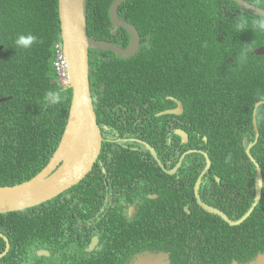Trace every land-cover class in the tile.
I'll return each mask as SVG.
<instances>
[{"label":"trees","instance_id":"1","mask_svg":"<svg viewBox=\"0 0 264 264\" xmlns=\"http://www.w3.org/2000/svg\"><path fill=\"white\" fill-rule=\"evenodd\" d=\"M113 1L88 0L89 34L125 47L129 43L128 33L117 28L126 35L125 45L124 36L117 39L113 33L116 27L109 14ZM247 1L264 7V0ZM119 12L139 30L142 42L149 41L130 59L144 63L142 74L160 75L161 86L167 85L177 95L187 87L182 99L187 116L191 113L197 121L190 135L192 144L183 146L184 150H204L214 170L256 172V164L246 150L255 140L254 106L264 99V55L252 53L264 45V32L253 28L255 21L264 18L233 0H127ZM241 20L245 26L237 29ZM22 33L35 35L37 42L27 49L16 48L15 38ZM61 40L58 0H0V46H3L0 98L11 97L0 103V186L19 184L37 175L49 163L62 139L73 91L54 81L55 45ZM229 58L232 60L228 61ZM94 59L91 58V63L96 76L92 81L99 94L96 110L99 119L106 121L108 110L112 111L115 103L110 100L113 94L120 99L121 86L132 88L123 82L127 76L121 70L122 64L111 69L112 65L99 64L98 60L96 65L100 67L94 68ZM130 78L137 86L132 90H153L132 75ZM104 79L108 83L106 92L105 88L101 91ZM48 91L59 93L57 103L44 100ZM258 126L260 137L251 154L264 171V106L259 109ZM204 136L208 137L207 142ZM107 156L108 150L104 149L102 158ZM188 159L200 163L204 157L196 152L188 155ZM204 164L203 160L199 168ZM95 178L90 173L68 191L69 198L65 193L49 201L46 212L38 206L0 214V232L11 243L10 252L0 264H29L35 251L42 247L40 234L48 232L41 228L40 210L53 216V202L71 201L77 205L87 182L96 187ZM250 220L251 224L240 227L241 237L246 241L251 233H258L263 227L264 190ZM233 229L226 224L222 232L227 236ZM5 248L6 242L0 238V253Z\"/></svg>","mask_w":264,"mask_h":264},{"label":"flooded vegetation","instance_id":"2","mask_svg":"<svg viewBox=\"0 0 264 264\" xmlns=\"http://www.w3.org/2000/svg\"><path fill=\"white\" fill-rule=\"evenodd\" d=\"M119 17L125 20L121 12ZM114 33L117 39L124 36L116 29ZM123 39L125 45L126 35ZM103 60L111 69L122 64L127 76L123 82L132 89L137 87L130 78L135 75L153 90L120 87V99L112 103L106 121L98 119L104 141L91 172L96 187L90 182L84 186V191L92 192L91 201L86 205L53 202V216L42 213L48 202L41 205V228L48 232L40 234L42 247L29 264H140L144 256L148 264L151 256L163 258L156 264H166L164 257L177 252L183 255L180 264H264V223L248 241L241 237L240 227L251 224L250 218L231 224L256 199L257 171L214 170L204 150H184L183 146L192 144L190 135L197 119L191 113L187 116V106L180 107L176 95L166 88L158 90L160 75H144L143 62L129 63L114 54ZM104 149L108 150L106 158H102ZM196 152L204 157L200 163L188 159ZM208 159L211 166L206 170ZM197 194L229 220L204 209ZM226 224L235 228L227 236L222 232Z\"/></svg>","mask_w":264,"mask_h":264},{"label":"water","instance_id":"3","mask_svg":"<svg viewBox=\"0 0 264 264\" xmlns=\"http://www.w3.org/2000/svg\"><path fill=\"white\" fill-rule=\"evenodd\" d=\"M125 1L127 0H114L109 10L112 23L129 33V45L122 48L114 42L96 39L89 34L88 0H59L64 55L69 70V85L73 89L69 118L59 147L50 163L40 173L19 184L0 186V214L22 211L51 200L79 183L93 169L102 152L104 138L98 123L95 98L91 90L90 50L110 51L123 59L130 58L140 51L142 40L138 29L119 17V8ZM233 1L251 13L264 18L263 8L246 0ZM254 53L264 54V47L255 50ZM8 99L0 98V103ZM179 106L183 107L181 102ZM183 136L185 139L188 138ZM250 148L251 145L248 152ZM147 149L156 156L153 148L147 145ZM204 154L208 155L206 152ZM256 165L258 171L256 202L243 218L236 223L231 222L232 225L244 222L260 202L263 180L260 165ZM210 166L211 161L208 159L206 170ZM197 195L199 204L204 209L229 220L222 211L206 205L199 194ZM0 238L6 242V249L0 254L2 258L9 252L11 244L9 238L3 233H0ZM39 254H42V251Z\"/></svg>","mask_w":264,"mask_h":264},{"label":"clouds","instance_id":"4","mask_svg":"<svg viewBox=\"0 0 264 264\" xmlns=\"http://www.w3.org/2000/svg\"><path fill=\"white\" fill-rule=\"evenodd\" d=\"M247 1V0H246ZM235 2V1H234ZM249 2V1H248ZM250 3V2H249ZM238 4V3H237ZM252 4V3H251ZM239 5V4H238ZM253 5H256V4H253ZM256 6H259V7H261V8H263L264 9V7H262V6H260V5H256ZM111 7V6H110ZM87 10H88V2H87ZM110 10V9H109ZM246 10V9H245ZM58 11H59V0H58ZM248 11V10H247ZM250 12V11H249ZM109 14H110V11H109ZM254 14V13H253ZM256 15V14H255ZM257 16H259V15H257ZM259 17H261V16H259ZM261 18H263V17H261ZM59 19H60V13H59ZM124 20V19H123ZM126 21V20H125ZM128 22V21H127ZM111 23H112V21H111ZM130 23V22H129ZM113 24V23H112ZM88 26H89V23H88ZM113 26H115L114 24H113ZM244 26H245V21H243V20H241V21H239L238 23H237V25H236V27H237V29H243L244 28ZM60 27H61V21H60ZM116 28V30H117V28H122V27H117V26H115ZM253 28L256 30V31H259V32H264V19H261V20H257V21H255L254 22V24H253ZM89 29V28H88ZM115 29H113V33H114V30ZM122 29H124V28H122ZM125 30V29H124ZM126 31V30H125ZM139 31V30H138ZM127 32V31H126ZM128 33V32H127ZM140 33V32H139ZM115 34V33H114ZM128 35H129V33H128ZM61 39H62V35H61ZM97 39V38H96ZM103 40H105V39H103ZM141 40H142V37H141ZM109 41V40H108ZM37 42V37L35 36V35H33V34H31V33H27V34H24V33H22V34H19L16 38H15V41H14V43H15V46H16V48H20V49H27V48H30L34 43H36ZM111 42H113V41H111ZM129 42H130V36H129ZM115 44H117V45H119V46H121L122 48L124 47V46H122V45H120L119 43H116V42H114ZM143 43V42H142ZM129 45V44H128ZM127 45V46H128ZM127 46H125V47H127ZM143 46V45H142ZM142 46H141V49H142ZM261 47H264V45L263 46H260V47H258V48H256L255 50H257V49H259V48H261ZM0 48L2 49L3 48V46H0ZM140 49V50H141ZM254 50V51H255ZM254 51L252 52L253 54H256V53H254ZM110 53L111 55L112 54H114V53H112V52H110V51H103V50H90V69H91V74H90V83H91V90L93 91V97L95 98V110H96V103L98 102V99H99V94L96 92V90H95V88H94V85H93V81H92V77L93 76H95V75H93L94 73V71H93V69H92V63H91V58L93 57V58H95L94 59V68L95 67H100V66H98V65H96V62L99 60L100 62H99V64L100 63H102V62H104V64L105 63H107V64H109V62H107V61H105V60H103V57L105 56V55H108V56H111L110 54H106V53ZM140 52V51H139ZM138 52V53H139ZM137 53V54H138ZM136 54V55H137ZM116 57H118L116 54H114ZM257 55H264V54H257ZM60 56H61V59L62 60H64V70L62 71V72H59V70H58V67H57V61L59 60V58H60ZM135 57V55L134 56H132V57H130V58H124V59H126V60H128V62L129 63H139L138 61H131L130 59H132V58H134ZM120 58V57H119ZM244 57H243V54L241 55V59H243ZM121 59H123V58H121ZM232 59H228V61H231ZM54 66H55V69H56V73H57V77H56V80H54V81H56L57 82V84L59 85V86H61V87H63V88H71L72 89V87L69 85V79H68V73H69V70H68V65H67V60H66V57H65V55H64V43H63V40H61V41H58L57 43H56V45H55V60H54ZM94 70H96V69H94ZM96 73V72H95ZM134 78H136V76H134V75H132ZM108 85V83H105V82H103L102 83V86H101V91L102 90H104V88H105V85ZM164 88H166L167 89V91L169 92V93H171V94H174V95H176L177 96V98H175V100L178 102H181V105L182 106H185V102H184V100L182 99V95L185 93V92H187V87L185 86L184 87V90L183 91H181V92H179V94L177 95L176 93H173L172 92V90L171 89H169V87L167 86V85H165V86H161V83H160V87H159V89L158 90H161V89H164ZM108 88H105V92H106V90H107ZM72 91H73V89H72ZM111 91H112V88H111ZM113 92V91H112ZM114 93V92H113ZM73 97V96H72ZM5 98H11V97H5ZM172 98V97H171ZM59 99H60V96H59V93L58 92H55V91H48L46 94H45V96H44V100L47 102V103H49V104H55V103H57L58 101H59ZM180 99V100H179ZM9 100V99H8ZM110 100L111 101H113V102H116V98H115V95L113 94V98H110ZM179 102H178V104H179ZM2 103V102H1ZM71 104H72V101H71ZM262 106H264V99H262V100H260V101H258L256 104H255V106H254V112H253V124H254V129H255V140L253 141V142H251L249 145H248V147H247V153L249 154V158L255 163V164H259L257 161H256V159L253 157V155L251 154V149L258 143V141H259V137H260V129H259V126H258V113H259V109H260V107H262ZM71 107V106H70ZM70 111V110H69ZM96 113H97V116H98V119H99V115H98V112H97V110H96ZM68 118H69V116H68ZM66 128V127H65ZM65 131V130H64ZM64 134V133H63ZM257 134H258V137H257ZM199 136H201V133H199L198 134ZM63 137V136H62ZM62 140V139H61ZM204 140L207 142V140H208V137L207 136H204ZM61 142V141H60ZM60 144V143H59ZM250 145H251V148H250V150H249V152H248V149H249V147H250ZM59 147V146H58ZM57 147V148H58ZM102 148H103V146H102ZM57 150V149H56ZM55 150V151H56ZM148 151H149V149H148ZM55 153V152H54ZM207 153V152H206ZM208 154V153H207ZM54 155V154H53ZM53 157V156H52ZM52 157H51V159H52ZM51 159H50V161H51ZM229 160H230V157L228 158V159H226L225 160V163H228L229 162ZM50 161H49V163H50ZM48 163V164H49ZM47 164V165H48ZM46 165V166H47ZM260 165V164H259ZM45 166V167H46ZM44 167V168H45ZM95 167H96V163L94 164V166H93V169L89 172V174L93 171V170H95ZM43 168V169H44ZM261 168V174H262V180H263V190H264V174H263V169H262V167H260ZM42 169V170H43ZM256 171H257V165H256ZM41 172V171H40ZM39 172V173H40ZM89 174H87L79 183H81V182H83L85 179H86V177L89 175ZM36 176V175H35ZM257 178H258V171H257V176H256V184H255V186H256V191H257ZM32 179V178H31ZM79 183H77V184H75V185H73V187L74 186H76V185H78ZM73 187H71L70 189H68V190H66V191H64V192H62L61 194H59L58 196H56V197H59L60 195H62L63 193H66V192H68V191H70ZM263 190H262V196H261V199H260V202H261V200H262V197H263ZM84 195L79 199V201H80V203L81 204H83V205H86L89 201H91V199H92V192H91V190L90 189H87V190H85L84 191ZM55 197V198H56ZM55 198H53V199H55ZM53 199H51V200H53ZM256 199H257V193H256ZM256 199H255V201H254V203L256 202ZM51 200H47V201H45V202H43L42 204H44V203H46V202H49V201H51ZM260 202L258 203V205L260 204ZM254 203H253V205H254ZM42 204H39V205H36V206H34V207H38V206H41ZM252 205V206H253ZM258 205L255 207V209L258 207ZM252 206H251V208H252ZM31 208H33V207H31ZM251 208H249V210L244 214V216L250 211V209ZM29 209V208H28ZM255 209H254V211H255ZM26 210V209H25ZM23 211V210H22ZM253 211V212H254ZM253 212L251 213V215L253 214ZM251 215L248 217V218H250L251 217ZM243 216V217H244ZM242 217V218H243ZM248 218L246 219V220H248ZM245 220V221H246ZM244 221V222H245ZM244 222H242V223H244ZM1 233V232H0ZM4 234V233H3ZM5 235V234H4ZM8 237V236H7ZM3 239V238H2ZM4 240V239H3ZM10 240V239H9ZM5 241V240H4ZM11 244V243H10ZM6 249V248H5ZM5 249H4V251H5ZM10 250H11V247H10ZM10 250H9V252H10ZM3 251V252H4ZM3 252H1V253H3ZM8 252V253H9ZM0 253V254H1ZM7 253V254H8ZM6 254V255H7ZM5 255V256H6ZM4 256V257H5ZM183 255L181 254V253H179V252H177V253H175L174 254V256H170V257H168V256H165L164 258L165 259H167V263L166 264H169L171 261L173 262V261H175V264H180L181 262L180 261H182L183 260V257H182ZM4 257H2V258H0V260L1 259H3ZM163 258L162 257H156V256H151V264H156V261H158V260H162ZM149 263V260H148V256H144V257H142L141 258V262H140V264H148ZM187 264V263H186ZM189 264V263H188Z\"/></svg>","mask_w":264,"mask_h":264},{"label":"built area","instance_id":"5","mask_svg":"<svg viewBox=\"0 0 264 264\" xmlns=\"http://www.w3.org/2000/svg\"><path fill=\"white\" fill-rule=\"evenodd\" d=\"M57 67L59 72H62L64 70V60L61 59V56L59 60L57 61Z\"/></svg>","mask_w":264,"mask_h":264}]
</instances>
